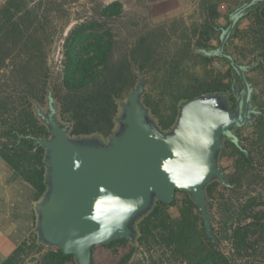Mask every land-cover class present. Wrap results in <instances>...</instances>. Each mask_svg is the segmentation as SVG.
<instances>
[{
  "label": "trees",
  "instance_id": "trees-1",
  "mask_svg": "<svg viewBox=\"0 0 264 264\" xmlns=\"http://www.w3.org/2000/svg\"><path fill=\"white\" fill-rule=\"evenodd\" d=\"M63 1L7 0L0 9V159L16 179L33 189L34 201L46 190V169L44 149L35 146L32 137L49 135L35 115L36 107H44L57 97L62 118L73 123L72 135L108 137L116 126L119 112L115 98H124L137 85L134 69L138 66L151 78L152 87L144 101L160 118L163 129L169 130L185 101L204 93L228 94L231 80L237 75L225 61L226 73L209 69L215 59H222L207 51L217 50L218 46H213L212 41L218 37L220 44L231 13L245 2L201 0L202 21L192 29V37L197 39L194 46L191 39L184 42L179 38L184 32L176 20L170 26L137 24L130 28L123 22L122 5L114 2L98 4L96 18L79 19L70 29L63 46V80L59 79L56 84L49 67V52L60 30H65L71 22H60ZM222 4L235 7L226 17L228 23L224 27L216 23ZM111 18L123 25L122 31H130L123 43L122 39L116 40L107 26ZM246 19L250 23L242 28ZM102 23H107L110 40L92 44L93 48L86 52L84 32L98 29ZM232 41L241 44L233 45L229 54L243 67L247 65L246 59L253 57L259 63L261 80H249L258 113L249 125L253 129L251 138L243 144L235 135L234 140L226 141L221 154L225 159L229 152L233 158V167L227 174L229 186L213 182L207 188L210 210L216 207L212 227L221 246L207 237L198 208L183 192H177L186 196L178 218L173 219L169 213L175 202L158 201L138 225L141 247H159L163 257L172 256L182 264H264V210L255 209L258 198L253 196L257 187L264 188V100L261 105L258 103L261 97L254 95L264 84V1L250 6L247 13L240 16L228 44ZM119 44L120 51L117 50ZM95 61L98 66L94 65ZM199 65L202 70L197 69ZM261 93L264 98V88ZM230 103L234 108L233 95H230ZM161 106L168 110L165 116L161 114ZM31 214L34 221L33 210ZM228 243L230 251L227 253L224 249ZM32 254L40 256L32 260L35 264H65L74 258L42 245L34 235L17 244L2 264H27ZM131 255L121 264H128Z\"/></svg>",
  "mask_w": 264,
  "mask_h": 264
},
{
  "label": "water",
  "instance_id": "water-1",
  "mask_svg": "<svg viewBox=\"0 0 264 264\" xmlns=\"http://www.w3.org/2000/svg\"><path fill=\"white\" fill-rule=\"evenodd\" d=\"M261 1L234 10L217 50L207 51L238 75L242 86L232 84L234 108L227 94L204 93L185 101L175 124L165 130L144 101L147 79L138 66L137 85L124 98H115L119 112L107 138L72 135L73 123L62 118L57 97L46 108H35L49 132L32 137L45 152L46 190L33 205L42 245L73 256L77 264H94L95 246L120 240L137 245L140 221L158 201L171 204L183 192L198 208L207 237L221 246L207 188L213 182L229 186L220 164L225 137L258 116L246 74L253 66H241L227 45L240 16Z\"/></svg>",
  "mask_w": 264,
  "mask_h": 264
},
{
  "label": "rangeland",
  "instance_id": "rangeland-1",
  "mask_svg": "<svg viewBox=\"0 0 264 264\" xmlns=\"http://www.w3.org/2000/svg\"><path fill=\"white\" fill-rule=\"evenodd\" d=\"M7 0H0V9L4 5ZM201 0H64V11L62 14L61 24L64 22H68L70 20V25L63 31L60 30V33L56 36L55 42L51 47L49 52V67L51 70V74L54 80V83L60 79L63 80V46L64 39L66 38L70 29L77 23V20L81 19H91L96 18L97 14L95 13V9L98 4L108 5L114 2H119L123 7L124 12V24H127L130 28L135 25H143L151 27L153 26H161V25H171L175 23V20L178 22L177 24L181 27L184 34H180L181 40H185L187 38L191 39V45L194 46L197 39L192 37V29L196 23L202 21V12L199 9V4ZM250 0H241V2L247 3ZM232 9H235L234 6H229L227 4H222L219 8L220 18L216 22L219 26H226L228 23L227 16L231 13ZM114 20V21H113ZM116 18H111L110 22L102 23L98 29H89L84 32V41L86 39V52L91 50L93 46L92 44L97 43H106L110 40L109 34H107V26L112 29V35L116 38V40L125 39V37L130 36V31H122L121 23L116 21ZM183 20L184 22L182 23ZM180 21V22H179ZM249 19H246L242 23V28H245L249 25ZM107 24V26L105 25ZM129 28V29H130ZM218 36V35H217ZM241 44L240 42H230L227 45V48H232L235 44ZM213 46H219L218 37L214 39L211 43ZM121 45L119 44L117 50L120 51ZM119 54V52H117ZM86 59V57L84 58ZM98 61L94 62V65L98 66ZM246 66H253L252 69L247 71V76L250 81L261 80L259 74L260 71L258 69L259 63L253 60V57H248L246 59ZM256 68L255 71H252ZM198 70H202L203 67L199 65L197 67ZM209 69L215 70L216 72L226 73L228 70L227 64L224 60L215 59ZM146 75V74H145ZM147 79V93L150 92L152 87L151 78L149 75H146ZM56 82V84H58ZM261 84V83H260ZM264 88V84H262L258 89H256L254 95L259 96L258 103L263 104L264 98L261 91ZM146 93V94H147ZM163 106V105H162ZM163 112H161L162 116H165V112L168 110L163 108ZM45 105L42 108H46ZM180 108V107H179ZM180 110V109H179ZM261 110V108H260ZM153 113V112H152ZM160 123V118L153 114ZM172 127V126H171ZM163 128V127H162ZM253 129L250 126L242 127L236 133V135L240 138L243 144L247 143V140L251 138ZM104 138H107L103 136ZM230 153L226 154L225 159H220L221 167L224 169L226 174L231 172L233 167V158L230 157ZM228 160V161H227ZM257 193H254L257 199V203H254L255 209L260 211L264 210V188L257 187ZM186 200V196L182 193H177L173 202L175 205L169 209V213L171 214L173 219L178 218L179 210L183 206L184 201ZM34 191L29 186L20 182L16 179L14 173L7 167V165L2 162L0 163V220L3 218V213H5V217L9 218L12 222V227L9 232L11 233V239L17 244L22 242L23 240H28L33 238L34 235H37L36 229V215L34 212ZM35 215V220L33 221L31 217V211ZM212 216L216 213V207H213ZM223 248V247H222ZM225 248V247H224ZM225 252L230 251L229 243L226 244ZM132 254L131 259L128 264H151L152 261H157L158 264H182L181 262L174 261L172 256H164L163 251L159 247H153L148 249L146 246L141 247L139 242L137 245H134L130 242H120L116 241L111 245H98L93 248V263L94 264H121L124 258L128 255ZM39 255L32 254L26 261L27 264H35L33 263V259H39ZM6 258L0 257V264ZM65 264H77L75 258L70 260Z\"/></svg>",
  "mask_w": 264,
  "mask_h": 264
},
{
  "label": "crops",
  "instance_id": "crops-1",
  "mask_svg": "<svg viewBox=\"0 0 264 264\" xmlns=\"http://www.w3.org/2000/svg\"><path fill=\"white\" fill-rule=\"evenodd\" d=\"M3 161L0 159V163ZM0 220V257L7 258L16 249V243L11 239V233L9 232L12 227V222L9 218L5 217Z\"/></svg>",
  "mask_w": 264,
  "mask_h": 264
},
{
  "label": "flooded vegetation",
  "instance_id": "flooded-vegetation-1",
  "mask_svg": "<svg viewBox=\"0 0 264 264\" xmlns=\"http://www.w3.org/2000/svg\"><path fill=\"white\" fill-rule=\"evenodd\" d=\"M199 52H202V51H200L199 50ZM247 74V73H246ZM247 80H248V82H249V84H250V89H251V100H252V83L249 81V79H248V76H247ZM234 81H238L239 82V84L242 86V84H241V82H240V80H239V78H238V75H235L233 78H232V80H231V82H232V84H233V82ZM228 99H229V103H230V95H233V93H232V87H231V92H229L228 94ZM234 97V96H233ZM235 98V97H234ZM252 103H253V100H252ZM237 101H236V99H235V107L237 106ZM254 104V103H253ZM230 105H231V103H230ZM254 106H255V104H254ZM256 111H257V108H256ZM245 127V126H244ZM235 135H236V133H234V134H228L226 137H225V144H226V141L227 140H234L235 139ZM225 148V147H224Z\"/></svg>",
  "mask_w": 264,
  "mask_h": 264
}]
</instances>
